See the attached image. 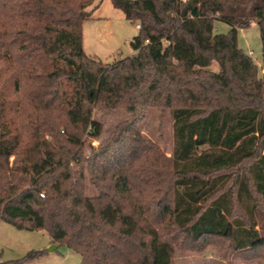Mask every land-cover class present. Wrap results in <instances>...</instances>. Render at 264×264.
<instances>
[{"label": "trees", "instance_id": "16d2710c", "mask_svg": "<svg viewBox=\"0 0 264 264\" xmlns=\"http://www.w3.org/2000/svg\"><path fill=\"white\" fill-rule=\"evenodd\" d=\"M93 1L0 0V67L13 72L1 80L0 68V220L45 232L81 264H171L174 247L213 237L264 246V77L237 45L256 24L264 70V0H110L140 26L133 55L111 64L83 51ZM150 108L170 112V157L137 129ZM95 109L130 118L86 157L84 137L102 132Z\"/></svg>", "mask_w": 264, "mask_h": 264}, {"label": "rangeland", "instance_id": "374dc122", "mask_svg": "<svg viewBox=\"0 0 264 264\" xmlns=\"http://www.w3.org/2000/svg\"><path fill=\"white\" fill-rule=\"evenodd\" d=\"M92 11L91 18L83 23V51L93 60L103 64L129 57L133 54L130 41L138 34L136 24L125 20L123 13L115 9L110 0H94L87 8ZM230 26L214 22V33L226 35ZM237 45L247 54L256 65L260 78L264 77L262 69V45L259 27L252 24L249 28L239 30ZM1 68V80L12 77V67L4 62ZM210 71L217 72L218 64L212 63ZM9 81V80H8ZM6 98L15 100L11 82L5 83ZM8 125L18 128L17 116L8 114ZM130 115L123 109L106 112L93 110L92 119L102 126L101 136L98 139L84 137V153L89 156L91 148H98L115 131L118 125L123 124ZM137 129L145 140L157 147L161 154L170 157L172 150V119L168 110L150 108L144 117L137 123ZM13 157L9 159L12 165ZM88 197L98 196V192L88 183L86 186ZM254 216L256 230L264 237V197L255 196ZM239 216L244 218V210L239 209ZM48 235L45 232L17 230L12 225L0 220V262L8 264L21 260L30 251H43L46 256L25 264H81L78 254L65 246L55 247L48 245ZM54 246V248H53ZM171 264H264V246L254 250H233L230 243L221 238H207L197 242L194 247L184 245L174 247Z\"/></svg>", "mask_w": 264, "mask_h": 264}, {"label": "built area", "instance_id": "2783aa9c", "mask_svg": "<svg viewBox=\"0 0 264 264\" xmlns=\"http://www.w3.org/2000/svg\"><path fill=\"white\" fill-rule=\"evenodd\" d=\"M183 1H185V0H183ZM135 28H136L137 30H139V29H140V26H139V24H136V25H135ZM40 196H41V197H43V195H42V194H41Z\"/></svg>", "mask_w": 264, "mask_h": 264}, {"label": "crops", "instance_id": "0c3cea01", "mask_svg": "<svg viewBox=\"0 0 264 264\" xmlns=\"http://www.w3.org/2000/svg\"><path fill=\"white\" fill-rule=\"evenodd\" d=\"M137 30V29H136ZM133 55V54H132ZM37 232H42L43 233V231H37ZM48 245H51L50 244V238L48 237Z\"/></svg>", "mask_w": 264, "mask_h": 264}, {"label": "water", "instance_id": "95a60500", "mask_svg": "<svg viewBox=\"0 0 264 264\" xmlns=\"http://www.w3.org/2000/svg\"><path fill=\"white\" fill-rule=\"evenodd\" d=\"M53 248H54V246H53Z\"/></svg>", "mask_w": 264, "mask_h": 264}]
</instances>
